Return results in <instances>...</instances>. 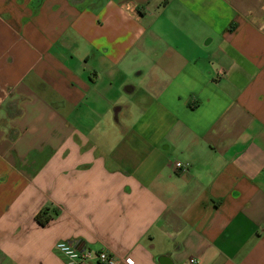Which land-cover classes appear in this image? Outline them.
<instances>
[{
	"label": "crops",
	"instance_id": "obj_1",
	"mask_svg": "<svg viewBox=\"0 0 264 264\" xmlns=\"http://www.w3.org/2000/svg\"><path fill=\"white\" fill-rule=\"evenodd\" d=\"M59 241L264 264V0H0V264Z\"/></svg>",
	"mask_w": 264,
	"mask_h": 264
},
{
	"label": "built area",
	"instance_id": "obj_2",
	"mask_svg": "<svg viewBox=\"0 0 264 264\" xmlns=\"http://www.w3.org/2000/svg\"><path fill=\"white\" fill-rule=\"evenodd\" d=\"M178 170H186L188 164L175 163ZM54 250L58 255L66 260L69 264H90L96 262L98 264H118V259L106 251L92 252L88 249H77L72 243L59 241L55 244ZM190 264H196L194 259L189 261Z\"/></svg>",
	"mask_w": 264,
	"mask_h": 264
},
{
	"label": "rangeland",
	"instance_id": "obj_3",
	"mask_svg": "<svg viewBox=\"0 0 264 264\" xmlns=\"http://www.w3.org/2000/svg\"><path fill=\"white\" fill-rule=\"evenodd\" d=\"M128 82H126L127 84H126V86H135V87H138L139 85H140V81L138 80V78H136L134 75H129V79L127 80ZM125 86V87H126ZM124 89L123 88H121L120 89V95H121V99H120V102H119V104H117V106H123V107H125L126 106V110H124L125 112H127V108H128V106L129 105H131V103H132V100L139 94V90L138 89H136V91H135V94H126L124 91H123ZM116 106V107H117ZM125 109V108H124ZM111 112L110 113H108V115H107V120H106V122L105 123H103V127H105V125H106V127L105 128H102V130H104V132L106 133V134H108V133H112L113 131H111V130H113L112 129V127L111 126H113L112 124H114V109H111L110 110ZM123 111V112H124ZM135 114H137V108L136 107H132V109H131V115H135ZM110 118H111V120L112 121H110ZM43 124V123H42ZM103 132V131H102ZM99 133H101V131L99 132ZM178 161H176V162H173V165L175 164V163H177ZM179 163H181V162H179ZM183 164V163H182ZM45 174H46V176H48V174H49V171H48V168H47V170L44 172ZM9 189V188H8ZM49 191L50 192H54L55 194H56V191H55V186H54V184L52 183V182H47V184H43L41 187H40V194H39V197H40V200H43V205L44 206H46V205H49L48 203V199H49V197H50V195H49ZM39 197H38V199H39ZM45 200V201H44ZM50 206V205H49ZM48 207V206H47ZM50 214H51V216L53 217V216H55V211L53 212V211H50ZM52 250H53V248H51ZM52 254H53V252H52ZM53 255H55V254H53ZM66 263H68V262H66Z\"/></svg>",
	"mask_w": 264,
	"mask_h": 264
},
{
	"label": "trees",
	"instance_id": "obj_4",
	"mask_svg": "<svg viewBox=\"0 0 264 264\" xmlns=\"http://www.w3.org/2000/svg\"><path fill=\"white\" fill-rule=\"evenodd\" d=\"M42 217V216H41ZM40 217V214L39 215H37V222L39 223V225H41V226H44V225H46L49 221H50V218L48 217V218H41Z\"/></svg>",
	"mask_w": 264,
	"mask_h": 264
}]
</instances>
